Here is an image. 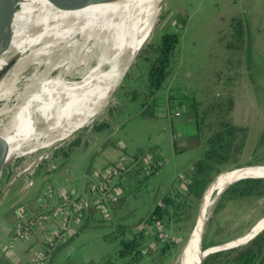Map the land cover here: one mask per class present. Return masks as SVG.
I'll list each match as a JSON object with an SVG mask.
<instances>
[{
  "label": "rangeland",
  "instance_id": "374dc122",
  "mask_svg": "<svg viewBox=\"0 0 264 264\" xmlns=\"http://www.w3.org/2000/svg\"><path fill=\"white\" fill-rule=\"evenodd\" d=\"M236 18L242 21L245 30L242 47L238 46L233 28ZM166 31L178 32L179 40L163 86L154 97L148 98L145 106L142 102L147 98L150 61L136 57L126 77L111 93L108 104L90 123L67 137L38 145L25 154L20 152L2 167L0 264H125L117 253V243L107 239L108 236L117 226H125L128 235L138 231L166 194V187L173 179V183L178 181L180 174L184 176L181 179L188 181L194 164L209 148L208 128L200 130L198 136L194 124L178 126V121L192 116L189 114L193 111H183L181 116L171 114L174 109L186 108L190 102L196 103L201 116L206 114L205 122L211 123L214 130L221 120H229L245 129L241 152L223 166L224 171L236 166L264 164V0H166L146 43L156 45ZM151 55H155L153 50ZM33 72L34 67L29 66L14 83L8 81L12 95L9 102L2 104V109L16 101V90L23 89L26 77ZM229 99L234 103L231 110L227 108ZM103 123L108 126H101L98 131ZM243 135L244 131L240 133L241 137ZM76 139L81 143L68 157H56V151ZM111 140L120 145L121 152L126 151L127 163L116 165L115 161L99 170L97 157L107 159L101 149L110 145ZM32 142L34 140L26 143L23 150L31 148ZM133 155L139 156L136 163L130 159ZM39 158L43 159L35 171L34 184L26 187V176L17 173ZM142 161H149V168L151 163H162L160 167L151 166L156 169L151 175L153 170L141 164ZM112 168L121 176H112L110 186L116 188L120 182L121 190L109 194L106 189L101 192L98 175ZM186 184H178L185 190L184 194ZM94 185L98 188L93 189ZM65 190H73L75 197L90 196L96 209L97 201L101 202L89 219L90 227L71 240L75 247L59 250L58 243L64 241L61 240L63 231L58 228L56 231L52 224L57 206L64 209L59 213L60 228L72 217L73 202L85 206L84 200L73 198ZM56 197L60 199L57 206ZM215 203L205 224L210 223L208 236L212 241L239 238L264 216V197L230 201L216 214L213 213ZM199 205L200 200L191 209L190 218L173 223L171 229L158 222L159 232L152 237L149 234L141 250L143 257L134 264H180ZM42 233L47 236L45 242ZM169 237L175 238V243L161 256L157 249L163 247ZM79 254L83 257L81 260L76 259Z\"/></svg>",
  "mask_w": 264,
  "mask_h": 264
},
{
  "label": "bare ground",
  "instance_id": "6f19581e",
  "mask_svg": "<svg viewBox=\"0 0 264 264\" xmlns=\"http://www.w3.org/2000/svg\"><path fill=\"white\" fill-rule=\"evenodd\" d=\"M161 2L77 0L57 8L48 0H5L2 26L10 47L2 55L0 69L15 53L8 81L14 83L29 66L34 72L26 77L23 89L16 90V101L5 109L2 104L9 102L12 93L10 84H0V168L20 152L25 154L38 145L67 137L104 109L137 47L154 29ZM35 6L38 12L31 16ZM42 137L45 143L39 139ZM31 140L32 147L23 150ZM244 175L264 176V167L224 172L218 177L205 194L194 231L196 238L202 233L214 195ZM263 228L264 216L228 245L243 243ZM192 244V238H188L180 264H192V256L198 260Z\"/></svg>",
  "mask_w": 264,
  "mask_h": 264
},
{
  "label": "trees",
  "instance_id": "16d2710c",
  "mask_svg": "<svg viewBox=\"0 0 264 264\" xmlns=\"http://www.w3.org/2000/svg\"><path fill=\"white\" fill-rule=\"evenodd\" d=\"M233 21L236 39L239 42L238 46L242 47L245 41V30L242 21L237 18ZM178 40V32L166 31L156 45L146 43L140 50L137 57H142V61H150V68L147 74V90L145 91L147 98L142 102V106H145L148 98L154 97L157 91L163 86L169 74L172 57L175 53ZM152 50L155 53L154 56L151 55ZM233 104V99H229L227 108L231 110ZM196 106V103L192 102L197 119V134L199 136L200 130L208 128V134L210 133L207 138L209 148L204 151L202 157L194 164L186 184V194L182 193L185 191L184 189L180 191L171 189L155 205L151 213L140 225L138 231L132 235H128L125 226H117L111 236H108L107 239L114 240L117 243V253L124 259L125 264H134V262H137L143 257L141 250L150 238L149 228L153 230L156 222H160L165 228L171 229L173 223H181L189 219L191 209L194 207V204L199 203L208 184L216 175L224 171L223 168L226 167L223 166L230 159L236 158L241 152L246 139L245 129L229 120H221L218 122V128L214 130L211 123L205 122L207 118L206 114L201 116ZM101 126H108V124L103 123L99 125L98 129ZM98 131H101V129ZM243 131L244 135L241 137L240 133ZM238 138H241L240 143L237 142ZM80 143V139L74 140L68 147L56 151V157L60 155L68 157L74 147L79 146ZM133 157L137 160L139 156L134 155ZM155 172L156 169H153L151 175ZM261 197H264V179H243L231 184L221 193L215 203L213 213L216 214L221 208L227 206L230 201ZM209 229L210 223L205 227L203 247L207 248L223 243L221 241L209 240ZM154 233L157 235L155 230ZM174 239L169 237L167 241H164L163 247L157 249V252L161 256L166 255L168 247H170L171 243H175ZM203 264H264V230L246 244L208 254Z\"/></svg>",
  "mask_w": 264,
  "mask_h": 264
},
{
  "label": "water",
  "instance_id": "95a60500",
  "mask_svg": "<svg viewBox=\"0 0 264 264\" xmlns=\"http://www.w3.org/2000/svg\"><path fill=\"white\" fill-rule=\"evenodd\" d=\"M51 4H53L55 7L57 8H61V7H67L71 4H73L75 1L77 0H48ZM97 0H86V2L88 3H95ZM166 0H162V2L159 4V6L157 7L156 9V16H155V20L157 21V18L164 6V3H165ZM5 0H0V60L2 58V55L6 52L8 53V49L10 47V43H9V40L6 42V39H5V36H4V30H3V26H2V22H3V18L5 16ZM35 11L38 12V7L35 6L33 9H32V13H31V16L32 14L34 13L35 14ZM29 20V19H28ZM30 22V21H29ZM28 22V23H29ZM156 23V22H155ZM155 26V25H154ZM153 31V29H152ZM152 31L150 32V36L152 34ZM27 34V33H26ZM30 33H28L29 35ZM32 35V34H31ZM149 36V37H150ZM148 39H145L143 42H141V44L137 47L136 51H135V55H134V58L132 61H129L127 63V67L125 68L124 72L122 73V76H121V79L120 81L118 82V84L115 86L114 90L116 89V87L119 85V83L126 77V74L128 73V70L130 69L131 65L133 64V61L135 60V58L138 56L140 50L142 49V47L146 44ZM11 42V41H10ZM15 53H11L9 58L7 59L5 55L4 57L6 58V62L3 64V66L1 67L0 69V84L2 83L3 84V87L7 86L8 85V71L10 70V67H11V61H12V58L14 57ZM7 78V79H6ZM7 81V82H6ZM7 84V85H6ZM112 90V92L114 91ZM111 92V93H112ZM0 104H1V101H0ZM20 157V156H19ZM15 158V157H14ZM5 167V166H4ZM254 167H264V164H253V165H246V166H236V167H233L232 169H228V170H225V171H222L220 172L218 175H216L214 177V179L208 184V186L206 187V189L204 190L202 196H201V199H200V209L198 210V215H197V218H196V221L194 223V226L192 227L191 229V232L189 234V239L192 238V241H193V244H192V250L193 252L197 255V258L198 260L195 261V258H193V256L190 258V262L192 261V264H203L204 262V259L205 257L210 254V253H214V252H218V251H222V250H225V249H230V248H234V247H237V246H240V245H243V244H246L248 241H250L251 239H253L257 234H259L261 231L264 230V228L260 231H258L257 233H255L254 235H252V237H250L249 239H247L245 242L243 243H239V244H235V245H228L230 242H232L233 240H230V241H225L223 243H220V244H216V245H212V246H209L207 248H204L203 247V235H204V232H205V227H206V221L205 223L203 224V227H202V233L200 235V237L196 238L194 236V231L197 227V224H198V218H199V215L202 211V206H203V202H204V198H205V194L206 192L209 190V188L217 181L218 177L224 173V172H230V171H234V170H238V169H243V168H254ZM2 168H0L1 170ZM247 178H261V179H264V176H259V175H244V176H240V177H237L235 178L234 180L230 181L229 183H227L224 188L221 190V191H218L215 195H214V199H213V203L215 201H217L216 199H218V197L221 195V193L228 187L230 186L231 184L237 182V181H240V180H243V179H247ZM212 203V204H213ZM207 220V219H206ZM237 239V238H236ZM194 260V261H193Z\"/></svg>",
  "mask_w": 264,
  "mask_h": 264
},
{
  "label": "crops",
  "instance_id": "0c3cea01",
  "mask_svg": "<svg viewBox=\"0 0 264 264\" xmlns=\"http://www.w3.org/2000/svg\"><path fill=\"white\" fill-rule=\"evenodd\" d=\"M185 112V113H189L191 111L194 112L193 110V107H192V102H190L186 108H183L182 110L180 109H174V113L171 112V114H174L175 116H181L182 115V112ZM177 112H179V114H177ZM189 115H192V116H188V118H183L182 120H179L178 121V126H183L184 124H189V125H195V132L197 134V119H196V114L195 112L193 114H189ZM171 122L172 120L169 119ZM173 124V122H172ZM186 140V135H185V139ZM98 142V141H97ZM96 142V143H97ZM111 144L110 145H106V147H104L103 149H101V152L102 154L104 155V158H107V159H103L102 157L98 156L97 158L99 159L96 164L98 166V169L99 170H102V169H105L109 164H111V162H115L116 161V164H119L121 162L123 163H127L125 161L124 158H127L126 155H128L125 152H121V147L120 145L118 144H115L112 142V140L110 141ZM187 142H188V139H187ZM113 143V144H112ZM200 143V142H199ZM94 144V143H93ZM92 144V145H93ZM187 144V143H186ZM90 145V146H92ZM122 146H125L123 143H122ZM175 147L176 149H178V146L177 144H175ZM134 156V155H133ZM130 158L132 160V162L136 163L137 161L133 158ZM109 162V163H108ZM143 164V161L142 163ZM139 164H136V166H138ZM121 175L119 174L118 177H120ZM61 179V178H60ZM63 180V179H62ZM61 180V183L63 182ZM174 180V179H173ZM173 180L171 182V185L166 187V192L170 191L171 190V187L174 185L173 183ZM113 181V179H112ZM121 187H122V184L120 182H118L117 186H116V190L119 189V191L121 190ZM115 188V187H114ZM164 190H165V185H164ZM66 191V190H65ZM68 192V191H66ZM71 196H73V198H79V199H82L84 200V204L85 206H81V210H75L73 212V215L72 217H70L69 219L67 218L66 221L64 222V226L63 228H60L59 226L61 225V217L59 216L60 214H57L56 213V218L52 221V224H54L56 226V231H57V228L60 229V231H63V235L61 236V240H64V241H61L58 243V245H60L59 247V250H62V249H69L71 247H75L72 243V239L75 238V237H78L79 235H81L82 233L85 232V230H87L89 227H90V222H89V219L92 217V214L94 211H96V207L92 205V202H91V199H90V196H78V197H75V195L73 194V190L69 191L68 192ZM59 198L56 197V206L59 205ZM58 202V203H57ZM88 206V207H86ZM90 207V208H89ZM93 207V208H91ZM86 209V210H85ZM76 214V215H75ZM80 215V216H79ZM74 216V217H73ZM55 217V216H54ZM81 217V218H79ZM95 219H97L95 217ZM50 230V229H49ZM46 232V231H45ZM50 232V231H49ZM52 232V231H51ZM43 235L41 236L42 240H44V242L46 241V235L45 233H42ZM50 234V233H49ZM53 233H51V236H52ZM40 238V237H39ZM40 238V239H41ZM57 236H56V240H57ZM43 242V241H42ZM57 245V246H58ZM55 251H53L54 253ZM58 252V250L56 251V253ZM32 256V255H30ZM36 256H38L36 253L35 255L33 256L34 258H36ZM79 258L80 260L83 258L81 254L77 255L76 256V259Z\"/></svg>",
  "mask_w": 264,
  "mask_h": 264
},
{
  "label": "built area",
  "instance_id": "2783aa9c",
  "mask_svg": "<svg viewBox=\"0 0 264 264\" xmlns=\"http://www.w3.org/2000/svg\"><path fill=\"white\" fill-rule=\"evenodd\" d=\"M177 114H179V112H177ZM43 158H39L38 160H34V161H31L30 162V164L28 165V166H25L24 168H22L17 174L19 175V174H24L25 176H26V178H25V186L26 187H30L31 185H33L34 184V174H35V171H36V169L38 168V166H39V164H40V162H41V160H42ZM122 163V162H121ZM121 163H119V164H116V165H121ZM143 163L145 164V166H146V168H149V167H147V163H149V161L148 162H144L143 161ZM161 163H162V161H158L157 163H155V165H157L158 167H160V165H161ZM155 165L154 164H149V166H150V168H149V170H153V168L151 167V166H154L155 167ZM113 167V166H112ZM121 168H124V166H122ZM119 173L118 172H116L113 168L112 169H109L108 170V172L107 173H105L104 175H101V174H99L98 175V178H99V180H100V189H101V192L102 191H104L105 189H106V192L109 194V192L111 191L112 193H118L119 192V189L118 190H116V188H114V187H112V186H110V181H111V177L112 176H115V175H118ZM184 176H183V174H180L179 175V180L178 181H176L175 183H174V185L172 186V189H176V190H182L183 188H181L180 186H178V184H182V183H184V182H187V178H185V179H181V178H183ZM97 186V185H96ZM95 185L93 186V189H97L98 188V186L96 187ZM112 189V190H111ZM95 194H98V192H94ZM102 196H100L99 198H101ZM115 197V196H114ZM100 202H101V200H98L97 201V209H99V204H100ZM102 205V207L104 208V206H103V204H101ZM81 206H82V204H80V203H78V202H73L72 203V208H74L75 210H81ZM63 211H64V209L62 208V207H60V206H57V208H56V212L59 214L60 212L61 213H63ZM158 222H156L155 224H154V226H153V230L151 229V228H149L150 229V235L152 236H154V235H156L155 233H154V230H155V232H159L158 231V229H157V227H156V224H157ZM160 223V222H159ZM160 224H162V223H160ZM151 251V250H150ZM149 252V251H148ZM147 251H146V253H148Z\"/></svg>",
  "mask_w": 264,
  "mask_h": 264
}]
</instances>
